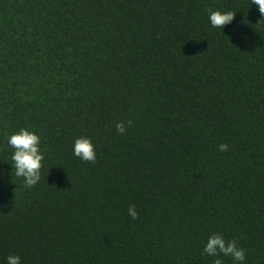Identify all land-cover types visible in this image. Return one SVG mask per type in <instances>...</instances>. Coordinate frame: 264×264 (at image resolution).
I'll return each mask as SVG.
<instances>
[{
	"label": "trees",
	"instance_id": "trees-1",
	"mask_svg": "<svg viewBox=\"0 0 264 264\" xmlns=\"http://www.w3.org/2000/svg\"><path fill=\"white\" fill-rule=\"evenodd\" d=\"M216 10L234 19L212 27ZM21 127L44 154L31 188L6 139ZM80 136L94 162L72 154ZM212 233L264 264V17L252 0H0V262L212 264Z\"/></svg>",
	"mask_w": 264,
	"mask_h": 264
},
{
	"label": "clouds",
	"instance_id": "clouds-1",
	"mask_svg": "<svg viewBox=\"0 0 264 264\" xmlns=\"http://www.w3.org/2000/svg\"><path fill=\"white\" fill-rule=\"evenodd\" d=\"M258 8L261 17H264V0H252ZM235 13L231 11H211L208 19L212 27L222 29L225 25L232 22ZM131 124V121L128 122ZM116 131L124 134L126 131L123 122H118ZM7 144L12 148L11 160L12 169H15V175L23 178L25 187L31 188L40 181V169L44 159L43 151L40 147V137L34 131L24 127L19 128L7 136ZM220 151H226L227 145L220 144ZM72 154L82 161L94 162L96 160V148L90 137L80 136L74 139L72 144ZM128 215L136 219L138 216L134 205L127 209ZM203 254L215 257L212 264H223L221 256L230 257L233 264H244L245 250L238 247L235 240H226L221 233H212L208 235L202 249ZM0 264H20L18 255L10 254L4 258Z\"/></svg>",
	"mask_w": 264,
	"mask_h": 264
}]
</instances>
